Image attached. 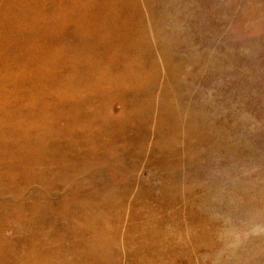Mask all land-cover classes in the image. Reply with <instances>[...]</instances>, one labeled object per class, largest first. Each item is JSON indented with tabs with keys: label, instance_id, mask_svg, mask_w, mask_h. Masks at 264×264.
Segmentation results:
<instances>
[{
	"label": "rangeland",
	"instance_id": "374dc122",
	"mask_svg": "<svg viewBox=\"0 0 264 264\" xmlns=\"http://www.w3.org/2000/svg\"><path fill=\"white\" fill-rule=\"evenodd\" d=\"M0 77V264H264V0H0Z\"/></svg>",
	"mask_w": 264,
	"mask_h": 264
},
{
	"label": "clouds",
	"instance_id": "9594fccd",
	"mask_svg": "<svg viewBox=\"0 0 264 264\" xmlns=\"http://www.w3.org/2000/svg\"><path fill=\"white\" fill-rule=\"evenodd\" d=\"M262 228L260 225H256L250 231L251 232H259ZM249 235L248 231L241 232L240 230L230 229L228 232L224 234V239L227 241L226 248L224 251H228L229 249H234L238 247L244 239Z\"/></svg>",
	"mask_w": 264,
	"mask_h": 264
},
{
	"label": "bare ground",
	"instance_id": "6f19581e",
	"mask_svg": "<svg viewBox=\"0 0 264 264\" xmlns=\"http://www.w3.org/2000/svg\"><path fill=\"white\" fill-rule=\"evenodd\" d=\"M74 13H75V11H74ZM81 14H83V13H81ZM82 20H84V18L82 19ZM4 54V53H3ZM5 55V54H4ZM18 63V62H17ZM37 64V63H36ZM42 65V64H41ZM23 66V65H22ZM21 66V67H22ZM19 68V67H18ZM40 68V67H39ZM43 68V67H42ZM47 68H50V67H47ZM17 69V68H16ZM42 73V69H40V70H38V71H35V72H33V73H31V74H33V76L35 75V76H40V74ZM33 76L31 77L32 79H33ZM83 78V77H82ZM9 82H10V80H9ZM54 82V81H53ZM69 82H70V80H69ZM58 83V82H57ZM8 84V81L5 79V78H3V77H0V86H6ZM78 85V84H77ZM81 86V85H80ZM51 88H53V87H51ZM1 89V88H0ZM75 89V88H74ZM85 94V93H84ZM52 110V109H51ZM72 111V110H71ZM10 112H15V111H10ZM69 115V114H68ZM34 116H35V114L33 113H31V112H29V114L25 117H20L19 118V121H20V124H21V126H18L17 125V127H31V126H33V124H34V122H35V118H34ZM74 117V116H73ZM3 118L5 119V120H7L6 119V117H5V113H4V116H3ZM10 118V117H9ZM18 119V118H17ZM73 119V118H72ZM71 119V120H72ZM9 120V119H8ZM67 120V119H66ZM28 124H30L29 126H26V125H28ZM2 128L4 129L5 128V124L2 126ZM74 129H75V127H74ZM46 132V131H45ZM48 132V131H47ZM7 133H8V131H7ZM48 134V133H47ZM47 134H45V135H47ZM10 135V134H9ZM44 135V134H43ZM66 141V140H65ZM64 141V143H66ZM68 141V140H67ZM70 141V140H69ZM77 143H78V141H77ZM79 145V144H78Z\"/></svg>",
	"mask_w": 264,
	"mask_h": 264
}]
</instances>
